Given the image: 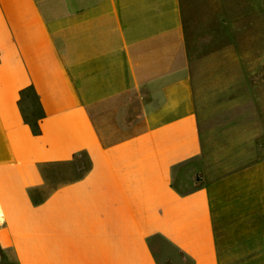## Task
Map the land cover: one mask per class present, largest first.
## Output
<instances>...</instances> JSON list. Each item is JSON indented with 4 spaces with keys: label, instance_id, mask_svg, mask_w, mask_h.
Wrapping results in <instances>:
<instances>
[{
    "label": "crops",
    "instance_id": "obj_1",
    "mask_svg": "<svg viewBox=\"0 0 264 264\" xmlns=\"http://www.w3.org/2000/svg\"><path fill=\"white\" fill-rule=\"evenodd\" d=\"M240 23L264 49V0H0L10 264H264V122L217 99Z\"/></svg>",
    "mask_w": 264,
    "mask_h": 264
},
{
    "label": "rangeland",
    "instance_id": "obj_2",
    "mask_svg": "<svg viewBox=\"0 0 264 264\" xmlns=\"http://www.w3.org/2000/svg\"><path fill=\"white\" fill-rule=\"evenodd\" d=\"M196 22L200 21V18L195 19ZM259 20H255V30H257ZM239 28V24H236ZM253 31L254 27H250L246 24L240 23V33L236 36L239 40V48H241V57L239 64H225L223 67L224 73H231L232 71L239 72L241 78L238 80L239 87L246 89L249 87L250 94H241L233 96H217V99L221 102L228 103V101H235L241 105H254V114L256 119H261L264 122V49H251L246 48L247 42L253 43ZM255 50V51H254ZM243 52V53H242ZM254 52V54H253ZM219 65H206L207 71H215ZM215 68V69H214ZM250 75V78L248 79ZM235 83V81H234ZM240 89V90H241ZM243 91V90H242ZM245 91V90H244ZM31 102V110L27 112V117L31 122H35L40 114L36 98L31 94L29 96ZM225 104H221L224 106ZM220 114V113H219ZM222 114V113H221ZM252 114V112H251ZM262 116V117H261ZM264 125V123H263ZM257 137L261 129L259 125L256 126ZM231 134V133H230ZM258 141V139H257ZM0 264H10L7 257L0 251Z\"/></svg>",
    "mask_w": 264,
    "mask_h": 264
},
{
    "label": "trees",
    "instance_id": "obj_3",
    "mask_svg": "<svg viewBox=\"0 0 264 264\" xmlns=\"http://www.w3.org/2000/svg\"><path fill=\"white\" fill-rule=\"evenodd\" d=\"M33 129H34L35 133H37V131H38V130H37V127L34 126Z\"/></svg>",
    "mask_w": 264,
    "mask_h": 264
}]
</instances>
